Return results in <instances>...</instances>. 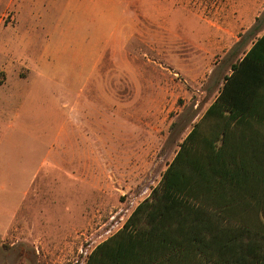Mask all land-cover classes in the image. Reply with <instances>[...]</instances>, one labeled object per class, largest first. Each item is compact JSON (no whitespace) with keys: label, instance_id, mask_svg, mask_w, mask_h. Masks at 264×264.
<instances>
[{"label":"rangeland","instance_id":"obj_1","mask_svg":"<svg viewBox=\"0 0 264 264\" xmlns=\"http://www.w3.org/2000/svg\"><path fill=\"white\" fill-rule=\"evenodd\" d=\"M263 32L264 0H0V264H85Z\"/></svg>","mask_w":264,"mask_h":264},{"label":"trees","instance_id":"obj_2","mask_svg":"<svg viewBox=\"0 0 264 264\" xmlns=\"http://www.w3.org/2000/svg\"><path fill=\"white\" fill-rule=\"evenodd\" d=\"M230 70L149 198L85 264H264V33Z\"/></svg>","mask_w":264,"mask_h":264},{"label":"crops","instance_id":"obj_3","mask_svg":"<svg viewBox=\"0 0 264 264\" xmlns=\"http://www.w3.org/2000/svg\"><path fill=\"white\" fill-rule=\"evenodd\" d=\"M263 33H264V32H263ZM263 33H262V34H263ZM262 34H261V35H262ZM14 92H16V91H14ZM12 94H13V92H12ZM9 113H10V115H9V121H10V123H11V124H10V127H11V128H15L14 124L16 123V120H17L16 117H17V116H16V114L13 116L14 112H12L10 109H9ZM11 118H13V119H11Z\"/></svg>","mask_w":264,"mask_h":264}]
</instances>
